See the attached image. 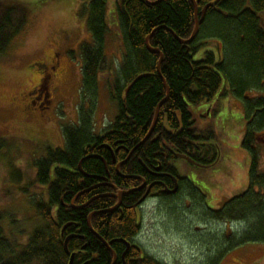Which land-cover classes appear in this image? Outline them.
Wrapping results in <instances>:
<instances>
[{
  "label": "trees",
  "instance_id": "16d2710c",
  "mask_svg": "<svg viewBox=\"0 0 264 264\" xmlns=\"http://www.w3.org/2000/svg\"><path fill=\"white\" fill-rule=\"evenodd\" d=\"M81 1L90 42L79 47L77 123L63 128V149L48 147L34 161L35 184L44 188L47 197V202L35 204L41 224L21 241L5 237L0 227V264H68L73 254V264H121L126 243L130 248L125 264H160L139 245L133 248L140 232L134 191L124 194L115 210L90 218L92 230L110 250L90 232L87 217L113 208L116 200L100 197L88 202L91 193L84 190L91 184L89 177L106 175V168L112 185L125 192L138 184L137 177L142 174L139 162L157 168L154 160L170 165L176 159L174 154H179L201 166L215 164L217 135L212 127L197 124L191 107L228 95L244 105L246 122L241 146L251 155L249 182L242 194L227 200L218 210L207 211L213 221L226 227L240 226L228 237L227 232L222 234L223 252L249 243L264 244V172H259L257 155V147L264 145V0H194L198 19L203 9L205 14L196 36L186 45L177 39L187 41L194 30L195 8L191 0H160L156 4L152 3L157 0H117L112 17L122 60L115 83L107 84L117 114L98 135L93 133L92 115L98 73L105 68V36L110 31L107 0ZM28 18L25 6L0 2V54L24 30ZM147 38L149 46L162 56L159 68V55L147 50ZM208 41H217L219 60L209 51L202 60L193 61L192 56ZM139 76L142 77L125 94ZM165 86L167 99L159 107L150 136L144 140L157 105L166 97ZM164 124L174 134L180 130L179 133H170ZM6 147L0 139V152ZM82 159L81 170L88 177L78 170ZM172 169L168 168L173 172ZM190 190L183 188L186 194H192ZM67 224L70 226L65 236L78 237L67 243L66 252L65 236L60 231ZM111 253L117 256L114 263Z\"/></svg>",
  "mask_w": 264,
  "mask_h": 264
},
{
  "label": "rangeland",
  "instance_id": "374dc122",
  "mask_svg": "<svg viewBox=\"0 0 264 264\" xmlns=\"http://www.w3.org/2000/svg\"><path fill=\"white\" fill-rule=\"evenodd\" d=\"M0 2L19 3L29 10L24 30L0 54V139L7 146L0 152V227L5 237L21 241L41 224L35 204L47 202L44 188L35 184L34 161L48 147L63 149V128L77 123L81 86L79 47L90 42V34L81 0ZM116 2L107 0L106 6L110 31L105 36V68L97 77L92 115L95 135L108 128L117 114L107 88L108 81L115 83L122 60L112 17ZM209 51L218 61L217 41H208L192 56L193 61L202 60ZM55 58L61 62L63 71L52 73L54 81L49 85V93L53 102L40 112L38 120L25 110V93L39 78V69L33 65L48 64ZM222 81L225 86V80ZM191 111L199 126L212 127L217 135V164L199 168L181 159L173 160L171 164L187 188H192V194L182 191L178 196L145 203L139 209L140 232L135 242L160 264H212L217 256L220 257L214 264H264V244L249 243L223 252L222 234L227 232L228 237L240 226L226 227L213 221L207 211L220 209L248 186L251 155L241 146L246 122L244 105L228 95L191 107ZM257 155L259 172L263 173L264 145L257 147Z\"/></svg>",
  "mask_w": 264,
  "mask_h": 264
},
{
  "label": "flooded vegetation",
  "instance_id": "af4514ba",
  "mask_svg": "<svg viewBox=\"0 0 264 264\" xmlns=\"http://www.w3.org/2000/svg\"><path fill=\"white\" fill-rule=\"evenodd\" d=\"M54 57H55V54H54ZM33 67H37L39 69L40 74H39V78L29 86L28 90L25 93V97H26L25 110L32 113V116L36 117V119L39 120L40 115H41L40 112L50 107L53 102V100L51 99V95L49 93V85L51 81H54V77L52 73L55 70H59V69L63 71V69L61 67V62L57 60L56 58L51 63H48V64L35 63ZM211 110H213V107L209 108V112H211ZM177 120L180 126L181 123L178 117H177ZM166 129H167V126H166ZM167 131L174 134L173 131L171 132V130L169 129H167ZM110 154H112L111 150H110ZM218 158H219V151H218ZM218 158H217V161H218ZM154 161L158 163L157 168H154V165L152 164L146 165L142 162H139V164L142 167V174L137 177L138 184L132 188V190H134V193L136 194V202L134 204V209L136 211L138 219L140 216L139 209L145 203L152 202V201L159 202L165 198L174 197L176 195H179L183 191V188L187 187L185 183L183 182L184 179L179 176L176 168L171 163L170 165H168L165 161L162 162L161 164L159 161H156V160ZM216 164L217 163L211 166H201V165L200 166L210 168ZM161 165H164L165 167L161 168ZM170 167L174 169V170L172 169L174 173L168 170V168L170 169ZM105 173L106 175H91L92 177H89L91 178L90 179L91 184L89 185L87 189L84 190V192L91 193V196L87 200L88 202L92 201L93 199L100 198V197H105V198L110 197L116 200V204L118 203L117 195L122 190L117 189L115 186L112 185V183L110 182V175L108 174L106 168H105ZM188 186L191 187L190 183H188ZM101 188L103 190H101ZM173 190H175L174 193H172ZM122 196H121V199H122ZM120 203H121V200H120ZM64 233L61 234V231H60V234L63 237L65 236ZM70 235H73V234H70ZM67 236H69V234H67L64 237V239ZM74 236H75L74 238L78 237L76 235ZM137 246L138 245L136 244V246H133V248L134 247L138 248L139 246L138 247ZM129 248H130V245L126 243V250L124 251L125 254L122 253L120 256L121 264H125V255L127 254ZM79 253L80 251L76 252V254H79ZM111 254H112V262H113V253ZM123 254H124V257H122ZM73 257H74V254H73ZM116 258L117 256L115 254V260ZM84 264H89V263L85 262Z\"/></svg>",
  "mask_w": 264,
  "mask_h": 264
},
{
  "label": "water",
  "instance_id": "95a60500",
  "mask_svg": "<svg viewBox=\"0 0 264 264\" xmlns=\"http://www.w3.org/2000/svg\"><path fill=\"white\" fill-rule=\"evenodd\" d=\"M147 1V0H146ZM160 0H157V1H155V2H153L152 4H156L157 2H159ZM191 2H192V4L194 5V8H195V27H194V30H193V32H192V34H191V36H190V38L187 40V41H182V40H180V39H177L178 40V42L179 43H181V44H183V45H186V44H188V43H190L193 39H194V37L196 36V34H197V31H198V26H199V23H201L202 21H203V19H204V14H205V9H203V11L201 12V17H200V19H198V17H197V8H196V5H195V2H194V0H191ZM145 45H146V48H147V50L150 52V53H156V54H158L159 55V63H158V67L157 68H159V64H160V61H161V58H162V56H161V54L157 51V50H155V49H152L150 46H149V44H148V38L146 39V41H145ZM142 76H139V77H137L132 83H131V85L126 89V91H125V94H127V91L129 90V88L134 84V82H136L138 79H140ZM165 89H166V97L157 105V107H156V110H155V116H154V120H153V123H152V126H151V128H150V130H149V132H148V134L146 135V137L144 138V140H146L149 136H150V134H151V132H152V130H153V127H154V125L156 124V120H157V116H158V110H159V107L161 106V104L164 102V101H166V99H167V96H168V88H167V86H165ZM178 119H179V117H178ZM180 120V119H179ZM164 127H165V129H166V124L164 125ZM180 127H181V124H180ZM179 131L180 130H178L175 134H178L179 133ZM174 134V135H175ZM143 140V141H144ZM142 141V142H143ZM141 142V143H142ZM131 154V153H130ZM130 154L128 155V156H130ZM90 157V156H89ZM89 157H87V158H89ZM174 157L176 158V159H181V160H183V161H186L187 163H189V164H191V165H193V166H195V167H199V168H207V167H201L200 165H198V164H196V163H194L192 160H190L188 157H186V156H183V155H179V154H174ZM128 158V157H127ZM84 159H82L80 162H79V164H78V170H79V172L84 176V177H88L86 174H84L83 172H82V170H81V163H82V161H83ZM118 167H119V165H117V167H116V169L118 170ZM131 191H134V190H129V191H121V192H119L118 193V195H117V198H118V203L113 207V208H111V209H108V210H104V211H101V212H94V213H91L88 217H87V226H88V228H89V230H90V232L91 233H93L102 243H103V245L107 248V249H109V247H108V244L104 241V240H102L97 234H95V232L92 230V228H91V225H90V218H91V216L92 215H96V214H98V213H105V212H109V211H112V210H114V209H116L117 207H119V205H120V200H121V196L122 195H124V194H128V193H130ZM175 192V190H173L172 191V193H174ZM85 205H83V206H79V207H76V209H81V208H83ZM70 226V224H67V225H65V226H63V228H62V230H61V234H63L64 233V231L67 229V227H69ZM75 236L74 235H69V236H67L65 239H64V249H65V251L67 252V250H66V247H67V243L72 239V238H74ZM110 250V249H109ZM125 254V253H124ZM124 254L122 255V257H124ZM72 261H73V255H71L70 256V259H69V262H68V264H72ZM115 262V254L113 253V263Z\"/></svg>",
  "mask_w": 264,
  "mask_h": 264
}]
</instances>
